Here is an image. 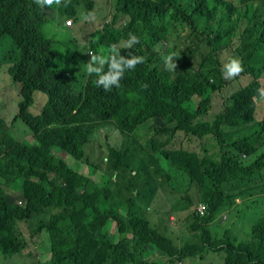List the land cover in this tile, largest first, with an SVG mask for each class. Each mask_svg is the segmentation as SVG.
Returning <instances> with one entry per match:
<instances>
[{
	"label": "trees",
	"instance_id": "obj_1",
	"mask_svg": "<svg viewBox=\"0 0 264 264\" xmlns=\"http://www.w3.org/2000/svg\"><path fill=\"white\" fill-rule=\"evenodd\" d=\"M111 2L110 20L80 43L81 26L62 41L32 29L56 14L78 22L94 0H60L52 13L36 0H0V264L19 255L17 264H206L219 251L222 264H264V206L246 205L251 182L264 177V106L255 118L264 105V0ZM242 8L247 25L239 29L233 16ZM6 36L11 48L3 50ZM81 49L94 52L100 75L113 58L144 61L124 68L119 87L106 91ZM233 59L242 68L236 75L227 70ZM242 74L248 83L214 109V94ZM38 92L45 98L33 112ZM109 121L116 132L101 135ZM122 133L139 152L121 147ZM141 150L152 158L143 160ZM170 167L180 171L184 192L168 183ZM155 185L169 187L158 198L172 202L150 211L180 222L175 200L183 194L185 210L193 207L184 221L197 240L179 244L151 223L140 204L146 188L156 195ZM221 216L230 219L223 231L213 226Z\"/></svg>",
	"mask_w": 264,
	"mask_h": 264
},
{
	"label": "rangeland",
	"instance_id": "obj_2",
	"mask_svg": "<svg viewBox=\"0 0 264 264\" xmlns=\"http://www.w3.org/2000/svg\"><path fill=\"white\" fill-rule=\"evenodd\" d=\"M40 3L44 5L43 0H40ZM111 4H113V2H111V0H94V6L89 13H85V14L83 13L81 16L82 19L79 20L78 22H74L72 20V22H71V24H72L71 29L72 30L78 29V27L81 26V29L75 33V36L78 38V41L80 43H84L87 41V38L90 36L89 34H87L91 30L90 27H92V28L95 27L94 29H92V30H95L96 28H99L103 22H105L106 20L107 21L110 20V16H112V12H113ZM243 9L244 8H242V11H240L239 16H238V14L233 16L234 18L238 17L237 23L239 25V29H241L243 27L245 28L247 25V16L242 15ZM90 13L92 14V18L85 19V17L88 16ZM103 13H105L106 16L104 18H101ZM121 20L123 22L124 18L121 17ZM121 20L118 19V21H121ZM90 23H92V24L90 25ZM199 23L201 24V20L199 21ZM43 30L47 36L53 37L56 41H62L64 39L68 38L69 35H71L70 31H67L63 28H60V26L57 25L56 19H54V18H50L49 20H47ZM78 32H80V33H78ZM83 35H85L86 38L83 37ZM1 47L3 50H7V49L11 48V42L7 36L2 39ZM83 51L84 50H82V52ZM82 55L85 56L86 55L85 52H83ZM249 79H250L249 74H245V75L242 74V75H239L238 77H233L231 79V81L226 85V87H224L220 92H216L214 94V97H213L214 109H220L221 108L220 102H221V99L224 95L235 90L239 86H243V85L247 84ZM260 82L262 83V91H261V93H262V92H264V76H262V78L260 79ZM4 87H5V85L3 84L2 88L4 89ZM261 93H260V95H261ZM44 98H45L44 94H42L40 92H38L36 94L35 105L32 108L33 112H35V108L37 105H39L40 100H44ZM263 106H264L263 102H261L260 107L258 108L257 112L255 113L256 119L260 118L261 115L263 114V110H262ZM109 122L111 124L105 123V124L100 125L98 127V132L101 135L104 134V132H107L109 129H112L111 135L114 134L115 128L112 126L116 127V124L114 123V121H109ZM158 123H161V121H159ZM242 132H244V130L237 131L235 133L242 134ZM28 135H30V134H24L23 137L20 136L19 138L29 140ZM137 144H138V146H140L139 143H137ZM137 144L131 140V138L129 137V134H127V133L121 134L120 145L122 148L129 146L130 151L139 152V150H135V147L138 148ZM59 154L62 155L61 152H59ZM142 155H143L142 159L146 160V161L149 160L150 158H152V156L149 153H143V151H142ZM157 155H159L161 157L160 154H157ZM64 158H66V154H65ZM166 161L167 160H164V159L161 160L162 165H164V163H166ZM67 162H68V164L73 165V161H72V159H70V157H68ZM167 171L173 173V175H174V177H172V175H170L168 183L171 186H173L176 190H178L180 188L179 192H184V185H183L182 177L180 175V171H178L174 167L168 168ZM98 174L99 173L96 174L95 179L99 178ZM262 174L264 175V168L262 169ZM113 178L115 179L114 176H113ZM157 180H159V178H157ZM162 181L164 182V180H162ZM251 185H252V189H253L252 191L253 192L251 195L247 196V203L248 204H246V202H245V204L250 207L249 208L250 210H253V208H255L256 210H258L260 212V210L264 206V204L261 203L264 201V177H263V179H262V177H260L256 181L251 182ZM154 187L157 189L156 195L153 198L146 195L148 193V190L146 188L144 200L141 202L140 205L143 207V209L145 211V215L148 216L152 221L155 222L158 218V215L156 213L150 211V208L154 205V203L156 202L158 205L165 206V205L171 204L172 201H169V200L164 199V198H158L159 194L161 193V188L169 189V187H167V186L159 187L158 185H155ZM11 194L14 195V193H11ZM182 196H183V194L176 193V200H175L176 214L180 215L182 217V220L180 222L175 221V223L172 220H170L169 222L165 223V225H159L160 230L171 233V235L174 237V239L177 242H179V244L182 242H185V241L194 242L195 240H197V237L194 234V232L191 229H189L188 227H186V225L189 224L190 220L184 221L185 217H187V216L190 217V214L192 212L193 207H190L188 210H185V200L182 198ZM254 201H256L257 203L256 202L253 203ZM204 207L205 206L203 205V209H204ZM246 215H250L253 217L252 211H247ZM174 217H175V215H174ZM221 218H223V216L220 217L221 221L219 223H215L213 226L219 228L220 231H223L226 227L228 228L230 226V219L225 218L222 220ZM240 218H241V220H246L247 217L242 216ZM160 224H162V223H160ZM26 250L27 249H25L24 251H26ZM34 254L42 261L46 262L48 260V254H47L46 248H45V252H43V251L39 252L36 250V247H34ZM151 254H149L148 257L151 256V258H156V260L162 259L161 255H157V254L151 255ZM22 258H23L22 255L14 256L8 261V264H17L20 260H22ZM210 258L213 259V261H214L213 264H222L223 263V253L220 251L219 252H210L207 256H205V258H203V261L206 264H211L209 261ZM177 264H191V260H185V262H177Z\"/></svg>",
	"mask_w": 264,
	"mask_h": 264
},
{
	"label": "clouds",
	"instance_id": "obj_3",
	"mask_svg": "<svg viewBox=\"0 0 264 264\" xmlns=\"http://www.w3.org/2000/svg\"><path fill=\"white\" fill-rule=\"evenodd\" d=\"M36 3L42 7L43 9H45L47 11V13H52V7L51 5H53L54 3L56 5L60 4V0H43V4L40 3V0H36ZM70 18L72 20L71 17H67L65 19H63V16H60L58 14L55 15L54 19H56V21L60 22L62 26L66 27L69 31V29L71 28V26L69 27L68 25H66V19ZM92 18V14L90 13L88 16L85 17V19H89ZM82 19V17H81ZM46 22H43L42 20H38L35 24H34V28L32 29V33H38V32H44L43 28L45 26ZM45 33V32H44ZM134 40H136V42L138 43V39L136 37L133 38ZM129 46H131V44H129ZM116 49L113 47L111 49V52H115ZM94 52H91L90 49H88L85 52V57L84 59L87 60L88 63H90L89 65H87V71L89 73L91 72H95L97 73V75L99 76V80L96 81L97 86L103 85V88L107 91L111 88V85L115 84L117 87H119V81L121 79V77L124 74V68H128V69H134L135 66L139 63H143L144 58L141 56H135L132 55L131 59L128 60H124V58H121V61H117L113 58V61L111 63L110 66V71L107 75H100L101 70L99 68H92L91 67V63H95L97 57L96 55H93ZM92 57V59H91ZM171 57H168V60H170ZM103 62V61H102ZM121 62H123V67L121 66ZM97 67V66H96ZM227 70L229 72L230 75H236L239 72L242 71V68L240 66V62L239 60L233 59L228 65H227ZM97 79V77H96ZM261 95H264V92L261 93ZM116 132V129H115ZM114 132V133H115ZM20 201V203L18 202V204H21L22 201ZM117 239V237H115V240ZM47 254H48V259L50 257V253L47 250Z\"/></svg>",
	"mask_w": 264,
	"mask_h": 264
},
{
	"label": "built area",
	"instance_id": "obj_4",
	"mask_svg": "<svg viewBox=\"0 0 264 264\" xmlns=\"http://www.w3.org/2000/svg\"><path fill=\"white\" fill-rule=\"evenodd\" d=\"M71 22H72V20L70 19V18H68V19H66V25H68L69 27L72 25L71 24ZM19 203H20V201H18ZM197 210H198V212L200 213V214H202L203 213V205L201 204V203H199L198 205H197Z\"/></svg>",
	"mask_w": 264,
	"mask_h": 264
},
{
	"label": "crops",
	"instance_id": "obj_5",
	"mask_svg": "<svg viewBox=\"0 0 264 264\" xmlns=\"http://www.w3.org/2000/svg\"><path fill=\"white\" fill-rule=\"evenodd\" d=\"M156 204V202L154 203V205ZM153 205V206H154ZM152 206V207H153ZM151 207V208H152ZM149 218V217H148ZM174 218V215H171L170 216V219H173ZM150 219V218H149ZM150 221H151V223H154V221H152L151 219H150ZM155 222H159L158 224H157V227L159 228V225H165V223H167L166 221H161V220H159V215H158V218H157V220L155 221ZM160 223H162V224H160Z\"/></svg>",
	"mask_w": 264,
	"mask_h": 264
}]
</instances>
